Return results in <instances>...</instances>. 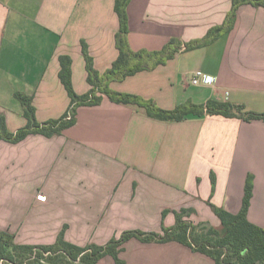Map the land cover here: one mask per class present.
I'll use <instances>...</instances> for the list:
<instances>
[{
	"label": "crops",
	"instance_id": "0c3cea01",
	"mask_svg": "<svg viewBox=\"0 0 264 264\" xmlns=\"http://www.w3.org/2000/svg\"><path fill=\"white\" fill-rule=\"evenodd\" d=\"M115 1L0 0V115L10 131L27 124L17 92L33 97L40 123L69 109L71 98L59 77L61 55L72 58L78 94L91 89L83 41L99 72L112 66L119 55ZM231 8L232 0H131L130 45L157 50L173 37L201 38ZM196 70L205 75L193 84ZM111 87L164 109L217 99L264 112V7L241 5L233 29L213 43L182 49L166 64ZM249 174L247 216L264 228V119L164 121L104 96L101 104L79 106L76 123L61 134L0 143V202L11 204L0 232L16 234V244L47 245L65 228L73 244H105L113 234L173 227L182 209L189 210L185 219L220 229L211 204L238 213ZM126 248L120 254L125 264H215L178 241L132 238ZM98 264L117 263L106 255Z\"/></svg>",
	"mask_w": 264,
	"mask_h": 264
},
{
	"label": "trees",
	"instance_id": "16d2710c",
	"mask_svg": "<svg viewBox=\"0 0 264 264\" xmlns=\"http://www.w3.org/2000/svg\"><path fill=\"white\" fill-rule=\"evenodd\" d=\"M131 0H116L115 11L120 26L116 34V46L119 51L117 59L105 72H99L89 52L88 44L82 42V50L87 69V81L91 85L89 92L78 94L72 82V58L60 56L61 68L59 77L71 98L69 109L63 116L40 123L35 116L32 96L17 92L16 96L24 108L27 124L16 131H10L4 115H0V143L2 141L18 143L31 134L53 136L61 134L65 129L76 123V110L81 105H98L104 96L117 103L136 104L145 108L148 116L164 121H182L207 115L238 117L247 121L264 119V112L245 110L243 104L209 99L205 103L186 101L173 109H164L154 100L136 94L118 92L111 87L115 81H123L126 77L144 70H153L166 64L176 54L184 50H193L207 46L220 36L230 32L236 21L238 8L243 4L264 7V0H232V8L224 22L211 27L207 33L197 39L184 42L173 37L161 49L146 48L135 50L129 42V17L127 8ZM213 184L215 176L212 175ZM253 196V175L249 174L245 187L243 205L238 213H232L224 207L213 205L219 217L220 229L202 222L195 224L185 219L189 210L176 212V224L173 227L163 226L161 232H144L141 230L125 231L120 238L113 237L106 244L89 243L86 246L73 244L65 239V228L58 235L55 243L47 245L16 244L14 235L6 231L0 232V264H98L106 255H112L117 264H125L119 258L126 241L137 238L143 242L178 241L202 252L215 260V264H264V228L251 222L247 213ZM167 211H164V216ZM15 252L19 255L16 256ZM45 252H50L45 256ZM35 255V258L32 256ZM20 260H18L19 258ZM44 262H42V258ZM39 259V260H37ZM27 261V262H28Z\"/></svg>",
	"mask_w": 264,
	"mask_h": 264
},
{
	"label": "rangeland",
	"instance_id": "374dc122",
	"mask_svg": "<svg viewBox=\"0 0 264 264\" xmlns=\"http://www.w3.org/2000/svg\"><path fill=\"white\" fill-rule=\"evenodd\" d=\"M10 206H11V204H9L7 201H4V202H0V218L2 219L4 216H6V214H8V210L10 209ZM200 220H197V224H200L201 222H199ZM138 230H140V229H138ZM142 231V230H141ZM124 232H122V233H120L119 235L118 234H113V236H112V238L113 237H117V238H120L121 236H122V234H123ZM12 235H16V234H13L12 233ZM110 241V240H109ZM108 241V242H109ZM141 241V240H140ZM107 242V243H108ZM127 242L128 241H126L125 243H124V245H123V249L120 251V253H119V258L121 259V257H120V254L122 253V252H124V251H126V244H127ZM143 242V241H142ZM106 244V243H105ZM103 245V244H102ZM15 254H16V256L17 255H19L18 254V252H15ZM112 256V255H111ZM113 257V256H112ZM19 258V257H18ZM114 258V257H113ZM44 259H46V257H43L42 258V260H43V262H44ZM115 259V258H114ZM18 260H20V258L18 259ZM37 260H39V259H37ZM28 261V260H27ZM26 260H25V262L26 263H29L30 264V262H32V261H28L27 262ZM116 261V260H115ZM124 261V260H123ZM125 262V261H124Z\"/></svg>",
	"mask_w": 264,
	"mask_h": 264
},
{
	"label": "built area",
	"instance_id": "2783aa9c",
	"mask_svg": "<svg viewBox=\"0 0 264 264\" xmlns=\"http://www.w3.org/2000/svg\"><path fill=\"white\" fill-rule=\"evenodd\" d=\"M204 75L205 74H204V72L202 70H196V71H194V73H193V79H192L193 84H198L199 81H200V78L204 77ZM38 198L41 199V200H45V196H43V195H39ZM49 254H50V252H45L44 253L45 256H47ZM35 255L36 254H34L32 256V258H35ZM42 262H43V260H42Z\"/></svg>",
	"mask_w": 264,
	"mask_h": 264
}]
</instances>
